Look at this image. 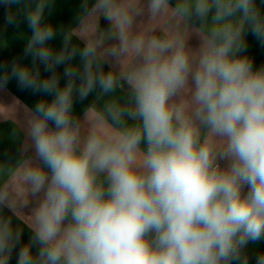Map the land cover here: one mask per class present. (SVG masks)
<instances>
[{"label":"clouds","instance_id":"9594fccd","mask_svg":"<svg viewBox=\"0 0 264 264\" xmlns=\"http://www.w3.org/2000/svg\"><path fill=\"white\" fill-rule=\"evenodd\" d=\"M0 6L7 24L19 27L22 12L31 30V64H0V89L15 79L53 97L26 110L23 157L0 164V209L33 233L17 264H248L244 249L264 239V66L246 54L249 32L264 46L257 0H148L147 28L135 24L141 0H82L84 46L71 29L58 51L45 22L52 0ZM94 92L81 120L74 98ZM29 197L38 206L25 217L17 209ZM21 236L0 215V264Z\"/></svg>","mask_w":264,"mask_h":264},{"label":"crops","instance_id":"0c3cea01","mask_svg":"<svg viewBox=\"0 0 264 264\" xmlns=\"http://www.w3.org/2000/svg\"><path fill=\"white\" fill-rule=\"evenodd\" d=\"M94 0H90V3ZM145 6V14L136 17L135 24L141 28H147L150 26L149 17L146 12V5L148 0H141ZM176 0H170V3L174 5ZM35 3V0H32ZM82 0H52V7L45 12V22L51 23L57 31L56 37L48 43L55 49L60 50L63 47V33L75 29L77 35L72 38V44L80 48H83L85 39L87 36L80 37V25L77 17L80 12V5ZM258 6L261 7V11L264 12V4H261V0H257ZM15 8V6H14ZM19 27L15 25H9L6 23V9L0 6V64L8 65L10 67L13 60H18L23 64H31V57H24L23 50L26 46L27 38L31 35V30L28 28L27 23L23 20V13L18 15ZM198 22L190 25V38L188 40L189 47L196 49L200 45L199 36L192 31V28L197 26ZM99 29L107 31L111 25L103 17L99 20ZM246 42L248 44L247 55L253 61L254 68L264 66V46L254 37L251 32L246 36ZM116 43L114 40H109L106 46ZM74 64H79V56L75 57L72 61ZM115 70L119 71L120 66L115 64ZM41 71V77L46 78L51 75L49 72H45L43 65H37ZM66 65H60L56 68V73L60 77V86L63 87L66 83V78L63 76L64 67ZM112 65L105 64L104 70L108 71ZM79 80L76 83L79 85ZM127 90V85L124 86ZM95 92L91 93L89 97L83 102L74 98V113L83 120L84 110L95 99ZM45 99L51 102L52 96L43 93L33 94L31 90H21L17 86L15 79H11L6 88L0 89V164L8 166L14 165L24 155L23 148L25 143H30L27 140L25 134V119L26 110L34 109L35 104ZM50 127L54 125L49 124ZM28 156L34 157V149H29ZM221 166L225 165V161H221ZM7 173H0V180L6 179ZM247 189H245L246 191ZM42 195V194H41ZM38 206V198L29 197V203L24 206H18V211L22 216H29L35 207ZM0 215L5 218L11 216L13 228L22 229V236L20 244L14 248L9 264H17L19 248L28 243L30 237L33 235L32 231L26 226L20 217L13 215L12 212L4 207L0 209ZM33 253L37 252V248H32ZM264 253V239L258 241L256 244L249 243L244 249V255L248 257V264H256V258L260 254Z\"/></svg>","mask_w":264,"mask_h":264}]
</instances>
